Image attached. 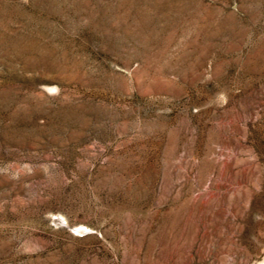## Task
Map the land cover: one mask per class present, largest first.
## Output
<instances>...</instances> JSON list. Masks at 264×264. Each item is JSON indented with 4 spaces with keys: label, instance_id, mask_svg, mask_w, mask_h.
<instances>
[{
    "label": "rangeland",
    "instance_id": "374dc122",
    "mask_svg": "<svg viewBox=\"0 0 264 264\" xmlns=\"http://www.w3.org/2000/svg\"><path fill=\"white\" fill-rule=\"evenodd\" d=\"M0 264H264V0H0Z\"/></svg>",
    "mask_w": 264,
    "mask_h": 264
}]
</instances>
